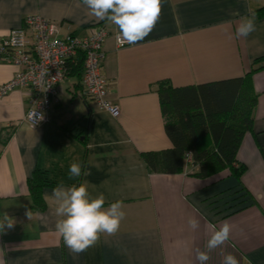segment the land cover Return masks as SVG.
<instances>
[{
    "label": "crops",
    "instance_id": "obj_1",
    "mask_svg": "<svg viewBox=\"0 0 264 264\" xmlns=\"http://www.w3.org/2000/svg\"><path fill=\"white\" fill-rule=\"evenodd\" d=\"M264 0H162L152 32L135 45L118 48V29L87 15L80 0H0V38L38 14L58 26L61 37H84L103 25L109 34L102 73L107 98L118 114L99 109L84 96L79 74L68 75L48 111L49 121L32 127L24 120L27 89L0 97V220L12 228L0 232L4 264H199L197 250L222 264L227 254L240 264H264V67L251 75L257 101L251 131L244 134L236 158L244 165L239 177L224 170L206 178L189 173L150 172L141 153L171 146L164 130L157 86L196 85L243 76L264 56ZM242 17H254L255 31L237 37ZM17 68L0 58V83ZM81 117L84 123L75 124ZM80 127V128H79ZM79 135V136H78ZM82 166L70 178L69 166ZM35 169L57 182L42 191L45 208L33 210L27 182ZM89 172L90 175H84ZM87 181L92 197L103 193L105 207L117 200L126 213L114 235L101 234L87 251L71 253L57 233L52 191ZM94 186V187H92ZM31 213L29 217L28 213ZM196 218L199 227L188 225ZM227 221L230 238L208 251L212 231Z\"/></svg>",
    "mask_w": 264,
    "mask_h": 264
},
{
    "label": "trees",
    "instance_id": "obj_2",
    "mask_svg": "<svg viewBox=\"0 0 264 264\" xmlns=\"http://www.w3.org/2000/svg\"><path fill=\"white\" fill-rule=\"evenodd\" d=\"M258 14L264 15V7ZM259 63L262 65L251 67L243 76L196 85L173 86L161 80L156 91L171 146L142 152L147 169L157 174H175L190 167L189 173L199 178L229 170L239 177L244 165L236 155L244 134L252 129L257 101L251 75L264 67V56L254 61ZM71 66L72 73L79 74L82 59L78 57ZM85 120L81 117L71 126ZM55 185L57 182L46 171L34 170L27 182L33 210L45 208L42 191Z\"/></svg>",
    "mask_w": 264,
    "mask_h": 264
},
{
    "label": "built area",
    "instance_id": "obj_3",
    "mask_svg": "<svg viewBox=\"0 0 264 264\" xmlns=\"http://www.w3.org/2000/svg\"><path fill=\"white\" fill-rule=\"evenodd\" d=\"M108 34L99 24L84 37H61L55 22L38 14L26 15L21 27L0 38V58L9 59L17 68L8 81L0 83V97L16 88L27 89L29 108L24 120L32 127L44 124L49 121L48 111L56 101L58 87L67 77L68 63L80 57L83 95L116 116L118 109L107 98L109 83L102 73L103 44ZM114 37L118 48L129 45L118 42L117 33Z\"/></svg>",
    "mask_w": 264,
    "mask_h": 264
},
{
    "label": "clouds",
    "instance_id": "obj_4",
    "mask_svg": "<svg viewBox=\"0 0 264 264\" xmlns=\"http://www.w3.org/2000/svg\"><path fill=\"white\" fill-rule=\"evenodd\" d=\"M86 8L87 15L97 21H107L118 29L117 41L135 45L144 40L154 29L162 9V0H80ZM254 17H242L236 29L237 37H248L255 31ZM42 119L41 117H38ZM82 166L73 162L69 166V176L80 177ZM84 175H90L84 172ZM87 181L70 187L62 184L55 187L52 196L57 202L55 216L57 217L55 229L63 238L68 250L79 255L93 247L100 239L101 234L114 235L118 232L126 213L123 202H112L105 207L106 198L103 193L92 197L89 193ZM94 187V186H92ZM29 217L31 213H28ZM14 222L5 214L0 220V232L12 228ZM188 225L195 230L199 227L196 218H189ZM231 225L225 221L218 230H213L207 241L206 248L211 251L229 238ZM196 259L199 264H207L210 259L208 252L197 250ZM0 264H4L0 260ZM222 264H240L232 254L224 256Z\"/></svg>",
    "mask_w": 264,
    "mask_h": 264
}]
</instances>
